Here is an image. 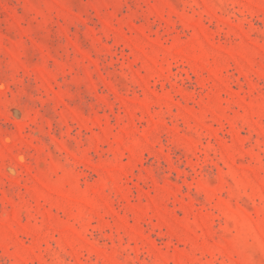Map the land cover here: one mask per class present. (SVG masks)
<instances>
[{"label": "rangeland", "instance_id": "rangeland-1", "mask_svg": "<svg viewBox=\"0 0 264 264\" xmlns=\"http://www.w3.org/2000/svg\"><path fill=\"white\" fill-rule=\"evenodd\" d=\"M0 264H264V0H0Z\"/></svg>", "mask_w": 264, "mask_h": 264}]
</instances>
